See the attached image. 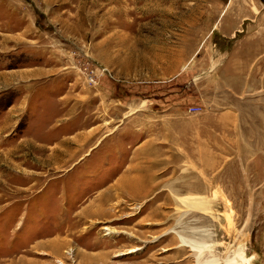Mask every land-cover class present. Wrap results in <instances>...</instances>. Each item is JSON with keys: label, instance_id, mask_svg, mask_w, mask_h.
<instances>
[{"label": "rangeland", "instance_id": "rangeland-1", "mask_svg": "<svg viewBox=\"0 0 264 264\" xmlns=\"http://www.w3.org/2000/svg\"><path fill=\"white\" fill-rule=\"evenodd\" d=\"M258 36L264 0H0V264H264V125L207 149L208 73ZM155 152L151 195L81 217Z\"/></svg>", "mask_w": 264, "mask_h": 264}, {"label": "crops", "instance_id": "crops-1", "mask_svg": "<svg viewBox=\"0 0 264 264\" xmlns=\"http://www.w3.org/2000/svg\"><path fill=\"white\" fill-rule=\"evenodd\" d=\"M222 36L229 38L226 31ZM229 44L230 47H225L221 58L214 61L207 76V149L210 167L212 158L215 166L217 157L232 155L231 137L237 136V147L240 149V135L250 130L254 136L252 139L255 140L257 123L264 125V36L248 41L241 39ZM244 109L248 110L247 116L251 121L248 124L244 121ZM161 119L167 121V117ZM86 137L80 136L79 139L83 141ZM147 147L144 149H148ZM251 154L255 155V149ZM147 156L148 158L145 156L143 159V168L128 165L126 175L106 186L97 198L90 199L86 208L84 206L81 210V217L91 218L90 220L104 219L110 214L107 202L115 204L121 199L145 198L151 195L152 183L149 174L134 175L135 172H140V169L149 173L148 168L152 163L157 165L161 162L160 153H147ZM138 188L140 189L137 190Z\"/></svg>", "mask_w": 264, "mask_h": 264}, {"label": "bare ground", "instance_id": "bare-ground-1", "mask_svg": "<svg viewBox=\"0 0 264 264\" xmlns=\"http://www.w3.org/2000/svg\"><path fill=\"white\" fill-rule=\"evenodd\" d=\"M180 202L183 204V206L182 205L181 206L184 208L185 214L188 213L189 211H192V210L193 211L200 210V211H203L205 213H208L207 211L210 212V209H211L210 206H209V203L206 202L201 197H189V196L188 197H182L180 199ZM106 231H108V230L106 229ZM180 242L182 243V245L188 246L193 251L194 256L198 260L197 264H217L216 261L214 260V258L211 259V260L208 259L207 261H205V263L204 262L201 263L202 262L200 260L201 253L204 252L203 249H207L205 244L202 243L203 245H201V242H191V241H187V240L182 239V238H180ZM238 252H241V249H239ZM59 263L62 264L61 262H59ZM225 264H235V262L233 260H231V259H227L225 261Z\"/></svg>", "mask_w": 264, "mask_h": 264}, {"label": "built area", "instance_id": "built-area-1", "mask_svg": "<svg viewBox=\"0 0 264 264\" xmlns=\"http://www.w3.org/2000/svg\"><path fill=\"white\" fill-rule=\"evenodd\" d=\"M88 78H89V81L92 83L93 82V77L92 76H89ZM190 111L191 112H196L197 109L196 108H190Z\"/></svg>", "mask_w": 264, "mask_h": 264}]
</instances>
